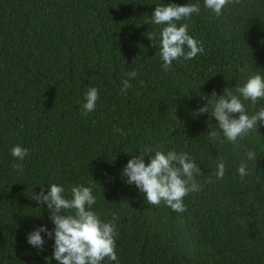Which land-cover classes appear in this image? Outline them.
<instances>
[{
	"label": "trees",
	"instance_id": "trees-1",
	"mask_svg": "<svg viewBox=\"0 0 264 264\" xmlns=\"http://www.w3.org/2000/svg\"><path fill=\"white\" fill-rule=\"evenodd\" d=\"M168 3L200 6L177 24H188L204 52L164 71L163 26L146 22ZM132 70L138 75L122 94ZM255 72L264 74V0H233L220 17L204 0H0V264H49L54 239L42 233L40 250L27 236L54 228L47 204L32 198L51 183L69 198L74 185L91 187L93 210L104 221L117 217L120 264H264V122L234 151L218 121L198 114L207 102L211 110L213 93L239 95ZM90 86L99 100L85 117ZM244 103L249 114L264 108V100ZM16 145L29 149L23 161L11 155ZM146 148L187 152L200 167L204 188L185 198V212L148 205L121 176ZM249 149L256 161L241 179ZM220 158L223 180L215 176Z\"/></svg>",
	"mask_w": 264,
	"mask_h": 264
},
{
	"label": "clouds",
	"instance_id": "clouds-1",
	"mask_svg": "<svg viewBox=\"0 0 264 264\" xmlns=\"http://www.w3.org/2000/svg\"><path fill=\"white\" fill-rule=\"evenodd\" d=\"M233 0H204L206 8L210 9L216 17H220L224 8ZM198 4L178 5L168 3L157 5L151 14L148 24L163 26L160 31L159 55L163 61L161 68L164 71L171 70L173 61L183 57L191 60L204 52V45L189 34L188 24H177L178 21L190 18L193 14H199ZM155 42V34H147ZM185 48L188 50L185 51ZM127 78L122 80L121 93L127 94L131 80L138 73L135 70L128 72ZM237 94L231 91L217 96L215 103L201 107L198 114L210 113V119L214 117L224 137L234 145V151L240 148V141L252 132H258L259 122H264V108H260L253 114L246 110L245 101H250L254 107L258 101L264 100V74L259 72L248 76L242 85L237 86ZM85 103L82 104V115L96 110L99 100V91L95 86H90L85 92ZM215 125V126H216ZM215 126L210 125V129ZM123 133V129H115ZM259 133V132H258ZM209 139L215 142L220 133L212 130L208 133ZM223 143V141H220ZM154 153V155H150ZM11 155L23 161L29 155V149L16 145L11 149ZM150 162L146 163L145 158ZM256 161V154L249 149L246 158L238 165V174L241 179L250 175L249 162ZM14 169L23 171L22 164H15ZM201 169L187 152L162 150L153 151L146 148L139 151L123 168L122 177H126V183L135 184L139 190L146 194L148 205L160 206L166 204L173 212L183 213L187 210L185 198L190 194H196L203 190L204 184L197 180L201 175ZM226 174V164L223 158L217 161L215 176L217 180H223ZM211 183V179L208 180ZM50 190L45 192L41 187L40 193L32 196L34 200L44 203L50 211V219L54 224L53 229L41 225L30 232L27 236L28 243L40 250L46 243L42 233L54 239V251L52 257L48 258L49 264L54 258L58 264H103L105 260L115 261L120 264L117 255L118 228L117 217L113 215L110 221H104L100 215L93 210L96 196L91 187L74 185L70 189V198L65 195V188L57 183L49 185Z\"/></svg>",
	"mask_w": 264,
	"mask_h": 264
}]
</instances>
